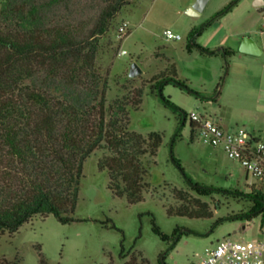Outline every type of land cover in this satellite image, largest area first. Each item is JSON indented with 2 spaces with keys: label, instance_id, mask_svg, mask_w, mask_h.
<instances>
[{
  "label": "rangeland",
  "instance_id": "obj_1",
  "mask_svg": "<svg viewBox=\"0 0 264 264\" xmlns=\"http://www.w3.org/2000/svg\"><path fill=\"white\" fill-rule=\"evenodd\" d=\"M130 1L101 37L96 64L107 76L108 102L143 87L139 107L130 109L129 129L144 136L153 131L162 135L143 199L131 204L111 192L107 170L98 167V159L106 151L95 150L83 163L74 220L61 223L52 214L34 216L14 234H0V259L18 256L22 264H40L41 257L47 264H123L119 256L123 244L125 250L141 253L148 264H158L161 256L167 264H198L224 236L264 242V213L243 219L237 216L252 205L248 194L261 190L259 179L220 146L203 143L188 117L184 122L178 117L195 111L212 117L227 130L244 128L264 139V11L263 6L255 5L260 0H238L231 11L195 34V42L203 47H231L236 53L229 56L223 52L201 54L191 44L189 32L211 20L232 0H208L198 15L188 13L192 0ZM123 21L128 23V32L119 37L117 28ZM166 29L182 38L166 39ZM242 34L255 40L262 50L259 55L238 52L235 38ZM122 49L126 54L119 55ZM134 62L142 73L132 78L128 73ZM164 77L186 85L182 88L169 82L163 86L162 94L178 111L166 106L158 88L153 87L155 80ZM188 179L220 190L210 197L198 196L189 188ZM173 188L183 190L186 199L207 202L212 216L168 214L169 206H182L175 200ZM152 218L168 239L153 232ZM107 219L120 230L104 225ZM177 227L178 240L171 236Z\"/></svg>",
  "mask_w": 264,
  "mask_h": 264
},
{
  "label": "trees",
  "instance_id": "obj_2",
  "mask_svg": "<svg viewBox=\"0 0 264 264\" xmlns=\"http://www.w3.org/2000/svg\"><path fill=\"white\" fill-rule=\"evenodd\" d=\"M232 0L211 20L189 32L191 44L201 54L225 56L231 47L211 49L198 45L195 34L229 11ZM130 0H4L0 8V234H14L34 216L52 214L59 222L74 220L83 163L95 150L104 152L99 169L109 177V189L129 203L143 199L151 160L162 142L159 132L147 136L129 129L130 109L141 103L143 87L130 96L107 100L108 80L96 64L100 39ZM89 11H92L91 13ZM191 44L187 45L189 51ZM153 87L163 103L178 111L162 94L169 82L186 88L171 77L155 80ZM185 112L178 117L184 122ZM192 130L194 124L191 123ZM174 163L184 174L177 159ZM198 196L210 197L220 188L188 179ZM182 206L168 214L191 218L210 217L207 202L184 196L173 188ZM252 205L238 217L264 213V194H248ZM184 201H187L185 205ZM234 216H228L232 218ZM240 219V218H239ZM224 219H219L218 222ZM107 227L120 230L110 219ZM152 230L163 240L169 236L151 219ZM178 240L179 228L171 235ZM123 264H148L141 253L120 249ZM0 264H22L21 259L1 258ZM40 264H47L43 257ZM158 264H167L161 256Z\"/></svg>",
  "mask_w": 264,
  "mask_h": 264
},
{
  "label": "built area",
  "instance_id": "obj_3",
  "mask_svg": "<svg viewBox=\"0 0 264 264\" xmlns=\"http://www.w3.org/2000/svg\"><path fill=\"white\" fill-rule=\"evenodd\" d=\"M3 1L0 0V8ZM127 32L128 23L123 21L117 28L118 36L123 37ZM164 36L168 40L182 38L171 29L164 30ZM123 54H126L124 49L119 52V55ZM187 117L194 124L201 141L214 147L220 146L230 158L239 161L247 173L259 179L264 194V139L244 128L227 130L212 117L195 111ZM198 264H264V242L239 241L224 236L216 241Z\"/></svg>",
  "mask_w": 264,
  "mask_h": 264
},
{
  "label": "water",
  "instance_id": "obj_4",
  "mask_svg": "<svg viewBox=\"0 0 264 264\" xmlns=\"http://www.w3.org/2000/svg\"><path fill=\"white\" fill-rule=\"evenodd\" d=\"M208 0H195V2L189 7L188 13L190 15H198L205 8ZM256 6H263L264 2L262 0L255 3ZM238 50L245 54L259 55L262 50L258 47L255 40L250 36L242 37ZM142 73L141 68L137 63H132L129 68V77H136Z\"/></svg>",
  "mask_w": 264,
  "mask_h": 264
},
{
  "label": "crops",
  "instance_id": "obj_5",
  "mask_svg": "<svg viewBox=\"0 0 264 264\" xmlns=\"http://www.w3.org/2000/svg\"><path fill=\"white\" fill-rule=\"evenodd\" d=\"M194 1H195V0H192V2H190V3L187 5V8L191 7V5H192V3H193ZM262 10L264 11V5H263V7H262ZM242 37H244V34H242L241 36H238L237 38H235V40H236V46H237V47L239 46ZM223 42H224V41L219 42V43H223ZM213 43H215V42H213ZM208 45H210V44H208ZM211 45H214V46H215L216 44H211ZM206 47H207V46H206ZM208 47H209V46H208ZM238 52H239V53H242V52H240L239 50H238ZM242 54H245V53H242Z\"/></svg>",
  "mask_w": 264,
  "mask_h": 264
}]
</instances>
